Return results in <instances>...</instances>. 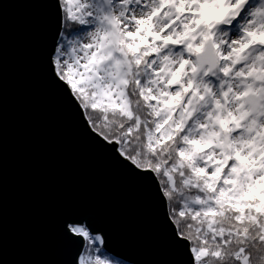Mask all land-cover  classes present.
Here are the masks:
<instances>
[{"label":"snow or ice","instance_id":"snow-or-ice-1","mask_svg":"<svg viewBox=\"0 0 264 264\" xmlns=\"http://www.w3.org/2000/svg\"><path fill=\"white\" fill-rule=\"evenodd\" d=\"M15 2L50 6V85L149 189L180 264H264V0ZM97 223L64 215L68 264H129Z\"/></svg>","mask_w":264,"mask_h":264},{"label":"water","instance_id":"water-1","mask_svg":"<svg viewBox=\"0 0 264 264\" xmlns=\"http://www.w3.org/2000/svg\"><path fill=\"white\" fill-rule=\"evenodd\" d=\"M50 6L10 0L0 15V264H68L60 235L69 210L92 212L109 255L180 264L159 207L137 179L82 131L50 85Z\"/></svg>","mask_w":264,"mask_h":264}]
</instances>
